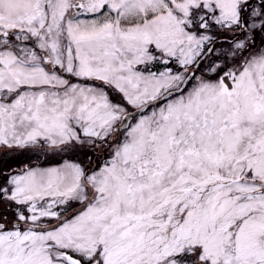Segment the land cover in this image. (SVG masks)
I'll list each match as a JSON object with an SVG mask.
<instances>
[{"label":"snow or ice","instance_id":"snow-or-ice-1","mask_svg":"<svg viewBox=\"0 0 264 264\" xmlns=\"http://www.w3.org/2000/svg\"><path fill=\"white\" fill-rule=\"evenodd\" d=\"M0 264H264V0H0Z\"/></svg>","mask_w":264,"mask_h":264}]
</instances>
